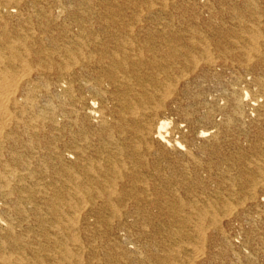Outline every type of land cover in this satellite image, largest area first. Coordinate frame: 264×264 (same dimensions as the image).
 Wrapping results in <instances>:
<instances>
[{
	"label": "bare ground",
	"instance_id": "6f19581e",
	"mask_svg": "<svg viewBox=\"0 0 264 264\" xmlns=\"http://www.w3.org/2000/svg\"><path fill=\"white\" fill-rule=\"evenodd\" d=\"M0 264H264V0H0Z\"/></svg>",
	"mask_w": 264,
	"mask_h": 264
}]
</instances>
